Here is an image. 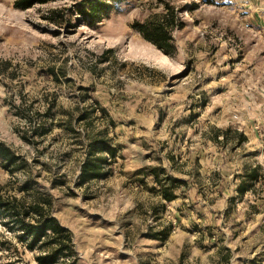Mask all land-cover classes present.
Here are the masks:
<instances>
[{"label":"rangeland","instance_id":"obj_1","mask_svg":"<svg viewBox=\"0 0 264 264\" xmlns=\"http://www.w3.org/2000/svg\"><path fill=\"white\" fill-rule=\"evenodd\" d=\"M0 0V198L39 205L73 264H264V0ZM171 13L170 54L131 28ZM101 175L80 180L87 142ZM150 167L175 198L162 199ZM256 178L237 185L250 171ZM169 188V189H170ZM0 216V264H39ZM63 259L55 264H64Z\"/></svg>","mask_w":264,"mask_h":264},{"label":"trees","instance_id":"obj_2","mask_svg":"<svg viewBox=\"0 0 264 264\" xmlns=\"http://www.w3.org/2000/svg\"><path fill=\"white\" fill-rule=\"evenodd\" d=\"M51 0H15L13 6L16 9H28L36 4H44ZM118 0H80L75 2L69 8H62L61 11L65 14V18L58 20L54 15L55 11H50L47 17L49 23L53 25H62L63 23L70 24V17L73 19H82L88 25H95L100 21L101 17L117 3ZM175 17L171 13H163L156 15L154 18L138 22L134 21L131 28L137 31L145 40L154 44L165 54H170L171 36L170 29L177 24ZM99 145V150L112 152L111 146L107 143V139L101 140L92 139L87 142L88 156L84 160L80 168V180L88 181L95 179L101 175L102 164L101 161L93 157L90 153L94 145ZM0 157L6 159L7 162H13V156L0 145ZM255 170L250 171L247 175V180L239 181L237 185L238 191H243L245 181H251L256 178ZM153 177V181L157 186L162 199L169 202L175 198L173 190L166 184L179 182L173 178L159 177V168L150 167L147 172ZM170 188V189H169ZM40 206L33 204L30 208H19L15 202L5 201L0 198V216L5 217L7 221L12 224H17L21 238L25 241L28 250H34L41 247L42 252L36 257L39 264H55L58 260L63 259L64 264H73L69 257L74 255V248L71 240L70 232L62 227L58 221L41 212Z\"/></svg>","mask_w":264,"mask_h":264}]
</instances>
